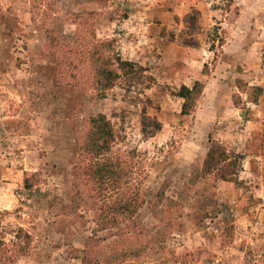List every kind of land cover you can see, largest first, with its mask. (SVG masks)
<instances>
[{
  "label": "rangeland",
  "instance_id": "374dc122",
  "mask_svg": "<svg viewBox=\"0 0 264 264\" xmlns=\"http://www.w3.org/2000/svg\"><path fill=\"white\" fill-rule=\"evenodd\" d=\"M0 13V264H264V0H0ZM117 56L154 82L102 89L96 70ZM196 80L182 115L175 91ZM99 113L131 169L96 187L74 165ZM211 137L243 153L238 183L200 177Z\"/></svg>",
  "mask_w": 264,
  "mask_h": 264
},
{
  "label": "trees",
  "instance_id": "16d2710c",
  "mask_svg": "<svg viewBox=\"0 0 264 264\" xmlns=\"http://www.w3.org/2000/svg\"><path fill=\"white\" fill-rule=\"evenodd\" d=\"M194 11L198 13L197 10ZM2 19L3 15L0 13V21ZM146 70L143 65L117 56L112 63L99 66L96 70V77L102 89L109 88L120 81L124 88L129 90L132 86L138 85L149 87L154 82V77ZM261 88L260 86L254 87L256 94L252 98L253 101H256ZM202 90L203 83L199 80L194 81L191 86L181 84L176 89L175 95L182 99V115L193 112ZM141 101L143 104L142 132L145 136H152L161 128V123L156 116L150 117L146 114V109L150 106V98L145 96ZM118 138L119 134L109 117L104 113L92 116L79 143V158L74 165L75 173L84 176L88 182L96 184V187L115 181L120 176H127L131 169L127 159L111 153V148ZM243 159V153L229 149L222 142L211 137L199 175L201 178L212 176L215 180L238 183V173ZM25 236L27 237L26 242L29 243L30 234L25 232ZM23 251L24 248L20 247L16 253ZM8 259L14 260V256L10 255Z\"/></svg>",
  "mask_w": 264,
  "mask_h": 264
}]
</instances>
